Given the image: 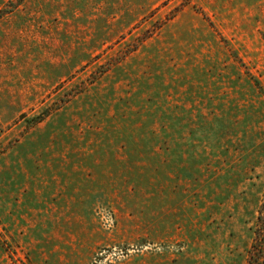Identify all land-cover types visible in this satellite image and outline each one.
Masks as SVG:
<instances>
[{
	"label": "rangeland",
	"instance_id": "rangeland-1",
	"mask_svg": "<svg viewBox=\"0 0 264 264\" xmlns=\"http://www.w3.org/2000/svg\"><path fill=\"white\" fill-rule=\"evenodd\" d=\"M264 200V0H0V264H246Z\"/></svg>",
	"mask_w": 264,
	"mask_h": 264
},
{
	"label": "trees",
	"instance_id": "trees-1",
	"mask_svg": "<svg viewBox=\"0 0 264 264\" xmlns=\"http://www.w3.org/2000/svg\"><path fill=\"white\" fill-rule=\"evenodd\" d=\"M246 264H264V200L257 218L255 241L248 252Z\"/></svg>",
	"mask_w": 264,
	"mask_h": 264
}]
</instances>
